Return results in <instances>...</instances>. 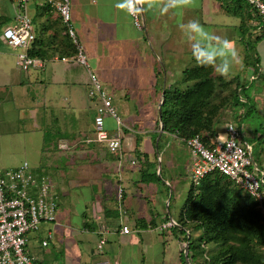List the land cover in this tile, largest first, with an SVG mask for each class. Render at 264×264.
I'll use <instances>...</instances> for the list:
<instances>
[{"label": "crops", "instance_id": "obj_1", "mask_svg": "<svg viewBox=\"0 0 264 264\" xmlns=\"http://www.w3.org/2000/svg\"><path fill=\"white\" fill-rule=\"evenodd\" d=\"M230 1H222L225 5H220L217 0H194L190 5L173 7L170 0H144L141 4L144 28L137 31L132 27L126 9L119 7L124 0H67L75 40L91 73L111 97L124 125L121 151L111 154L101 145L91 142L92 122L86 120L84 110L93 108L94 115L95 102L87 97L89 80L86 70L73 62L59 60L70 57L62 54L67 37L56 11V4L61 0H27L26 11L34 41L26 53L41 60L44 68L42 71L12 74L11 65L15 66L18 51L7 47L11 56L0 53V88L11 86L7 89L11 104L0 110V145L8 144L12 137H29L31 134H26L23 129L5 130L4 125L8 119L19 120L25 109L28 111L32 107L33 112L37 106L34 98L40 97L43 103L47 100L51 107L52 144L56 154L61 156L59 161H54V153H51L47 157V165L38 163L30 169L37 177L40 171L52 169L51 192H56L53 193L56 201L62 199L68 209L71 208V211H61L56 203L55 221L42 223L37 233L26 235L25 251L30 257L27 242H35L45 233L46 237L49 234L47 241L57 245H63L67 236L68 241L83 253L80 264H180L178 250L182 247L178 248V236L172 230L161 232L157 229L165 220H172L171 215L167 211L156 222L155 207L164 202L168 208L170 201L179 207L178 201L186 196L190 185L191 161L184 144L174 134L160 130V92L168 88L166 85L172 87L183 71L196 66L197 58L200 61L207 56L213 58V73L217 64L223 69L220 60L228 61V67L244 65V36L259 34L263 29H260L261 25H258L252 11V19L240 29L239 17L223 10V6L231 4ZM11 16L8 24L12 22ZM190 20H197L205 29L201 33L193 32L186 27ZM182 24L185 25L183 30ZM226 28L237 30V34L227 40L234 44L238 57L223 47ZM263 41L257 42L256 49L262 59L260 69L264 72V50L260 47ZM4 62L9 65L7 68ZM81 93L86 99L84 105ZM4 100L0 98V103ZM79 107L80 116L76 117L75 109ZM32 112L27 117L31 122L28 131L37 135L44 132V127L36 126L35 118L43 119L45 113L35 112V115ZM104 126L108 130L113 129L110 119H104ZM155 133L171 139L169 144L165 140L163 147L170 151L168 154L152 148L148 135ZM61 144L68 148L60 149ZM131 160H134L133 165ZM54 162L64 165L67 173H61L60 168H52ZM153 163L156 164V174L160 177L163 172L165 176L161 181L157 182L145 173L146 167ZM178 169L189 178L188 185L182 173L178 174ZM118 189L122 190L120 204L116 199ZM119 209H123L125 215ZM98 222L108 230L100 252L95 249ZM122 225L129 228L128 234L119 233ZM165 232L169 238L162 239ZM42 241H39L40 248L47 247L48 242L43 247ZM33 261L36 264L53 263L48 255L40 262Z\"/></svg>", "mask_w": 264, "mask_h": 264}, {"label": "built area", "instance_id": "obj_2", "mask_svg": "<svg viewBox=\"0 0 264 264\" xmlns=\"http://www.w3.org/2000/svg\"><path fill=\"white\" fill-rule=\"evenodd\" d=\"M6 1L11 7L12 22L2 29L0 41L8 48L18 51L15 56V66L19 71H42L44 68L42 61L29 57L26 53L34 41V34L26 11L27 0ZM244 1L250 7L253 17L257 16L264 24V0ZM137 7L141 8V4H138ZM56 11L65 27L64 34L71 41L75 50L72 56L62 57L59 60L82 66L88 75L87 97L95 102L91 142L101 145L111 154H118L121 151L124 125L116 113L111 97L102 89L97 77L91 73L86 57L75 40L70 24L67 0L57 3ZM126 13L132 27L137 31H142L144 22L141 11L130 12L126 9ZM105 118L112 121V130L105 128ZM174 136L176 137L175 134ZM179 140L184 144L190 156L191 186L197 187L205 176L217 172L249 195L264 216V172L257 168L235 125L226 123L223 133L216 134L215 138L210 141L209 147H205L197 137ZM59 148L65 150L68 147L61 144ZM130 164L133 165L134 160H131ZM116 199L120 204L121 189L117 190ZM119 211L125 215L123 209H119ZM55 214L56 197L51 192L46 177L35 176L25 162L14 168L0 169V264H36L25 251L26 235L36 232L42 223H53ZM175 227H177V221L168 219L162 222L157 229L164 232L173 230ZM119 233L128 234L129 228L122 225ZM97 234L98 241L95 249L100 252L108 234V230L102 222H98ZM47 238L49 239V234H47ZM46 244L45 240L41 242L43 247ZM95 264L108 263L97 262Z\"/></svg>", "mask_w": 264, "mask_h": 264}, {"label": "trees", "instance_id": "obj_3", "mask_svg": "<svg viewBox=\"0 0 264 264\" xmlns=\"http://www.w3.org/2000/svg\"><path fill=\"white\" fill-rule=\"evenodd\" d=\"M230 3L223 6V10L238 16L242 29L244 23L252 19L251 9L244 0H231ZM254 18L261 25L262 34L264 24L257 16ZM8 21L9 18L4 17L3 26ZM262 35L255 37V41ZM63 44L62 54L72 56L75 50L70 41L65 38ZM27 55L33 57L29 52ZM208 61L214 63L213 58L203 57L195 67L182 72V81L189 84L184 90L163 89L158 120L161 132L175 134L184 140L197 137L205 147H209L218 133V118L224 111L246 107L240 120L255 112V106L241 95L244 83L234 77L233 88L229 89L230 82L214 77L213 66L205 64ZM255 141L264 151V136ZM172 232L186 249L185 262L181 255L184 250L180 253V264H264V216L249 195L217 172L205 176L197 187L189 185L177 227ZM194 232L198 235L191 239ZM205 247H211L208 253L214 257L211 262L205 258Z\"/></svg>", "mask_w": 264, "mask_h": 264}, {"label": "rangeland", "instance_id": "obj_4", "mask_svg": "<svg viewBox=\"0 0 264 264\" xmlns=\"http://www.w3.org/2000/svg\"><path fill=\"white\" fill-rule=\"evenodd\" d=\"M221 1L224 2L226 0H221ZM10 14L12 15V11H11L9 2H7L6 0L0 1V19H1L0 20V34L2 32V29L4 28L2 24L3 19L4 17H6V18H9L10 20V17H9ZM7 24L8 23H6L5 25ZM236 34H237V30L235 32L231 28H226V30L223 31V35L225 39H231L232 36ZM248 35L244 36V41H243L244 45H246L245 52H244V56H245L244 65L243 66L239 65L238 67H235V68L228 67L227 66L229 65L228 61L220 60V62L222 63L224 67L222 69L220 64H217L214 69L213 75L214 77L220 78L225 82H228V83L230 82L229 89L233 88L234 84L232 82V79L234 77H237L239 82L244 83L245 89L243 90L241 95L247 97L250 104L255 106V112L250 117L244 120H240V117L245 111L246 107H238L233 111H231L230 109H227L218 118L219 124L217 125L216 130L218 133L221 134L223 133L224 125L226 123H232L233 125H235L239 129L242 141L247 146L251 154V157L253 158L254 162L257 165V168L259 169L262 168V170H264V151L262 150L263 147L261 145H258L255 141V138L261 135L264 136V72L260 69L261 68L260 63L262 59L260 55L257 54V49H256L257 42L264 40V31H263V35L261 33L252 34L250 35V37ZM260 35H262V38L256 42L255 37L260 36ZM260 47L262 48V50H264V41L260 44ZM0 53H4V54L6 53L7 55L10 54L7 46L3 45L1 41H0ZM9 56H11V54ZM256 63L258 64L259 67L257 66ZM4 66L7 68L9 65L6 62H4ZM0 67H2L1 61H0ZM11 69H12L11 71L12 74H16L17 72L19 73V70L17 69V67L11 65ZM225 70L227 72V75H221L219 71H225ZM180 75L181 74L178 75V80H176L173 83L172 87H169V85H166V87H168L167 90L181 91L189 86L188 83H185L182 81V75L181 76ZM160 76L162 78L163 75H160ZM9 88H11V86L9 87L7 86L6 89L0 88V98L5 99L2 103H0V110L3 108L7 109L8 107L6 105L11 104L9 102V99L7 98V89ZM162 92L163 90L160 93L162 94ZM222 95H226V93H222ZM81 99H82V104L84 105L86 102V99L84 95H82V93H81ZM34 101L36 102L37 106L33 112H32V107H30L31 110L29 109L28 111L25 109L23 113L21 112L19 115L20 121L17 119L16 120L8 119L9 122L5 123L4 125L5 128L2 125L5 130L6 129L8 130L19 129L21 131V129H23L25 130L23 132H26V134L30 133L31 135H29V137L32 136V138L30 139L28 136H21L20 138L12 137V139H10V142L8 144H5V145L1 144L0 145V169L14 168L24 162L27 163L29 167H32V165H35L38 163L42 165L43 164L47 165L46 163L47 157L51 153H54V155H52V157H54V161H59V156L61 155L56 154L57 151L55 149V145L52 144L54 141L53 140L54 137H52L53 135L51 131L52 127L49 124L50 118H51V114H50L51 107L49 105V102L46 100L45 103H43L40 100V97L34 98ZM75 110H76L75 116L79 117L81 108L79 107V108H76ZM31 112L32 114H35V112L41 113V114L45 113V117L43 116V119L45 118L46 121L43 120L42 117L40 118L36 117L34 121V124L36 126H39L41 128L44 127L43 128L44 132L41 131L40 134L35 135L34 132L28 131V129L31 128L30 127L31 122H28L27 117L29 116ZM92 113H93V108L84 110L86 120L89 122L90 121L92 122V119H93ZM15 116L16 115H14V117ZM22 116H25V117L22 119ZM137 129H139V127H137ZM41 135L42 136L45 135V136H43L42 138ZM148 136L150 138V144L153 149L155 148L156 150L159 151V153L162 152V153L168 154L170 152L169 150H166L165 148H163L165 140H167L166 143L168 144L172 142L169 137L161 133L160 134L155 133V134H151ZM138 138L141 139L142 135L138 136ZM184 153L185 152L182 150V154ZM64 161H67V159H64ZM62 164H64V162ZM47 167H50V166H47ZM52 168H55V169L60 168L61 173L63 174L67 173V170H65L66 168L64 167V165H60L54 162V165ZM146 168L147 169L145 173L149 175L150 178L151 176H153V178L157 182L165 178V176L163 175V172H161V175H160L161 178L158 176V174H156L155 172L156 164L155 163L149 164ZM39 174L40 176L46 177L49 184L51 185V180L53 179V174H54V171L52 169L46 168L45 172L40 171ZM178 174H181L182 177H184V180L188 185L189 178L185 176V173H183L182 170L178 169ZM53 193H56V192H53ZM184 198H185V195H183L181 197V200L178 201L179 207L175 205L178 208L174 206L172 201H170L171 203L168 208H167V205L164 204V202H162L159 206H156L155 208H156L157 217H155L154 220L158 222L160 219H162L167 214V211H168L169 214L171 215L172 220L176 221L178 217V209L182 206ZM56 203L59 207V210L63 211L65 209H68V206L66 205V203L63 202L62 199H60L59 201H56ZM68 210L71 211V208H69ZM32 233L35 234L37 232H32ZM32 233H29V234H32ZM197 235H198L197 232L192 233L191 239H195ZM50 238H52V236H50ZM161 238L162 239L169 238L168 232H165L164 236ZM40 239L48 242L45 233L42 234L41 237H38L35 242L32 240H29L27 242V248L30 251V255L32 259L38 262H40L41 259H45L47 255L49 257H52L53 259L52 264H80V259L81 258L83 259V253L80 252L79 249L76 248L71 243V241H68L69 239L67 236H65L63 245H57L54 242L50 243L49 241L47 247L45 248H40V243H39ZM180 245L182 249L178 250L179 255L181 251H183L184 249V245L178 242V248ZM34 249H38V250H34ZM205 251L207 252L206 259L209 260L210 262L213 261L214 257L211 254L208 255V253H210L211 251V247H205ZM181 255H182V261L185 262L184 252ZM187 256L189 259L190 253H188Z\"/></svg>", "mask_w": 264, "mask_h": 264}, {"label": "clouds", "instance_id": "obj_5", "mask_svg": "<svg viewBox=\"0 0 264 264\" xmlns=\"http://www.w3.org/2000/svg\"><path fill=\"white\" fill-rule=\"evenodd\" d=\"M194 2V0H170V3L173 7L180 5V6H186V5H190ZM144 0H124V2L122 4L119 5V7L121 8H125L130 12H140L141 8L137 7L138 4H143ZM164 11L166 12L167 9L165 8ZM181 29L183 30L185 25H180ZM187 28H189L190 30H192L193 32L196 33H201L202 30H204L205 28L203 27V25H201L197 20H190L188 22V24L186 25ZM222 39V38H221ZM223 41V47L227 50H229L230 52L233 53L234 57H238V52L235 49V46L232 42L228 41L227 39H222ZM235 61V60H234ZM197 62L200 63L201 61L197 58ZM239 62V61H236ZM211 64L212 66H215L214 63L212 61H208L205 64ZM221 75H227L226 70L225 71H219Z\"/></svg>", "mask_w": 264, "mask_h": 264}, {"label": "water", "instance_id": "obj_6", "mask_svg": "<svg viewBox=\"0 0 264 264\" xmlns=\"http://www.w3.org/2000/svg\"><path fill=\"white\" fill-rule=\"evenodd\" d=\"M160 105H161V102L159 103V106H158V117H159V108H160ZM184 253H186V249H184Z\"/></svg>", "mask_w": 264, "mask_h": 264}]
</instances>
